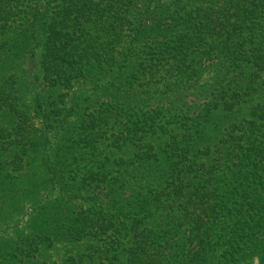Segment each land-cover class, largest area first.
<instances>
[{
	"label": "trees",
	"instance_id": "16d2710c",
	"mask_svg": "<svg viewBox=\"0 0 264 264\" xmlns=\"http://www.w3.org/2000/svg\"><path fill=\"white\" fill-rule=\"evenodd\" d=\"M0 234V264H264V0H0Z\"/></svg>",
	"mask_w": 264,
	"mask_h": 264
},
{
	"label": "rangeland",
	"instance_id": "374dc122",
	"mask_svg": "<svg viewBox=\"0 0 264 264\" xmlns=\"http://www.w3.org/2000/svg\"><path fill=\"white\" fill-rule=\"evenodd\" d=\"M29 212V211H28ZM28 212H25L24 211V209H22L20 212H19V214H20V216H19V218H21L22 216H25L23 213H28ZM11 227V226H10ZM10 227H8V230H6V234L9 232V229H10ZM5 234H0V237H2V236H4Z\"/></svg>",
	"mask_w": 264,
	"mask_h": 264
}]
</instances>
